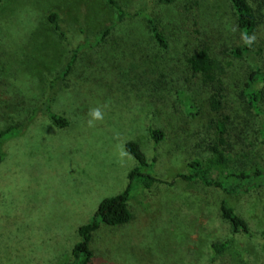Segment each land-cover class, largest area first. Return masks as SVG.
<instances>
[{"label": "rangeland", "instance_id": "rangeland-1", "mask_svg": "<svg viewBox=\"0 0 264 264\" xmlns=\"http://www.w3.org/2000/svg\"><path fill=\"white\" fill-rule=\"evenodd\" d=\"M117 1L129 10L145 5L171 48L156 47L142 18L126 19L102 43L86 45L115 21L106 0L0 1V130L25 128L3 143L0 264L70 258L78 225L94 216L104 198L124 190L137 161L131 154L121 165L116 145L129 140L139 143L148 170L161 181L133 188L127 222L101 224L93 233L90 248L98 264H264V186L236 203L253 234L247 236L233 233L222 217L220 189L177 176L207 149L188 128L191 42L185 27L196 12L201 29L214 23L227 47L235 46L230 0ZM53 10L63 34L47 18ZM74 51L71 71L61 75ZM229 60L228 99L249 118L241 89L254 65L245 57ZM56 74L50 110L68 118L64 126L40 109L31 117ZM104 105V119L88 127L89 109ZM151 126L165 132L158 144ZM216 239L229 244L212 254L209 242Z\"/></svg>", "mask_w": 264, "mask_h": 264}, {"label": "trees", "instance_id": "trees-1", "mask_svg": "<svg viewBox=\"0 0 264 264\" xmlns=\"http://www.w3.org/2000/svg\"><path fill=\"white\" fill-rule=\"evenodd\" d=\"M106 1L116 11L115 21L100 32L98 39L93 42L85 40L86 45V41L102 43L104 38L126 19L142 18L151 32L152 42L156 47L163 51L171 48L170 39L163 35L145 5L129 10L117 0ZM160 1L172 3L175 0ZM230 2L236 20L235 46L227 47L228 43L222 41V33L214 23L207 24L206 29H201L196 12L193 23L185 27L189 32L187 42H191L187 46L186 54L187 68L191 71L188 87L192 89L191 97L186 103L189 115L188 128L192 129V136L202 141L207 149H204L201 156L192 157L187 162L186 171L178 173L177 176L189 182L200 181L203 185L220 189L222 196L220 212L229 223L231 231L253 236L245 218L236 211V203L244 195L264 186V14L259 13L264 6V0ZM57 13L53 10L47 18L52 28L63 34ZM243 35L255 39L247 44L242 39ZM224 51L226 55H222ZM77 55V51H74L73 57L60 72L61 75L71 71ZM229 55L245 57L254 65L248 71L241 89L249 118L238 115L228 99L227 85L231 71ZM58 75L48 81L49 93L41 101V106L33 109L31 117L40 109L48 113L54 123L64 126L69 123L68 118L50 110L53 99L51 93L58 82ZM21 126L9 125L0 130V161L4 155L3 143L8 138L19 135L20 131L25 129ZM150 132L156 144L165 136L161 128L151 126ZM126 147L136 158L137 163L127 174L128 181L124 190L115 196L104 198L94 216L86 223L78 225L76 229L78 238L71 247L70 258L58 264L100 263V259L95 258L90 248L93 233L101 224L118 226L127 222L133 216L129 207L133 188L149 187L152 183L161 181L148 170L149 163L137 141H127ZM261 236L264 238V230ZM228 244L227 239L211 240L209 251L212 254L222 253ZM102 261L104 262V259Z\"/></svg>", "mask_w": 264, "mask_h": 264}, {"label": "clouds", "instance_id": "clouds-1", "mask_svg": "<svg viewBox=\"0 0 264 264\" xmlns=\"http://www.w3.org/2000/svg\"><path fill=\"white\" fill-rule=\"evenodd\" d=\"M242 39L245 43L250 44L255 37H249L247 35H243ZM107 105L104 106H97L92 107L88 111L89 119L87 120L88 127H95L97 121H102L104 119V111L103 109L106 108ZM114 138L117 141H121L120 133H114ZM116 156L117 161L123 165L128 159H131V152L126 148V142L121 141L116 145Z\"/></svg>", "mask_w": 264, "mask_h": 264}]
</instances>
